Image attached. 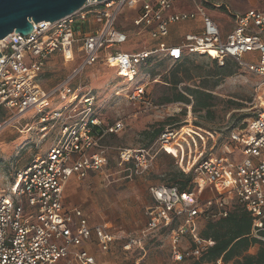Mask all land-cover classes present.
<instances>
[{
    "label": "built area",
    "instance_id": "2783aa9c",
    "mask_svg": "<svg viewBox=\"0 0 264 264\" xmlns=\"http://www.w3.org/2000/svg\"><path fill=\"white\" fill-rule=\"evenodd\" d=\"M178 1H89L58 22L33 23V31L27 36L11 33L0 41V132L34 112L40 114L41 131L50 123L62 124L59 138L46 157L18 170L7 187L0 185V264H57L67 259L77 264H98L85 248L93 234L104 253L118 240L124 242L123 250L130 252L134 247L142 250L143 240L150 234L167 230L175 262L199 260L215 243L200 237L196 223L227 218L234 204L252 216L251 237L264 243V106L247 127L232 130L221 156L201 160V154L197 166L190 161L183 167L186 152L180 142L186 141L183 136L187 133H182L183 125L165 129L156 150L172 156L186 175L193 174L195 190L181 192L176 186H152L154 205L147 212L148 225L139 236H115L107 224L91 228L80 210H65L63 197L71 177L81 181L91 172L110 173L109 151L102 143L126 128L123 119L109 124L91 115L96 107L91 92L81 97L86 115L80 119H76L78 107L71 105L47 113L62 91L70 96L72 104L77 100L70 83L98 61L116 69L125 85L115 95L132 103L151 104L147 86L138 77L152 58L177 64L188 57H202L221 67L231 60L241 71L261 80L258 90L262 95L257 99H264V10L246 12L224 36L198 0H190L192 11L174 12ZM197 18L201 19L199 32L186 34L178 45L166 41L172 26ZM118 46L126 47V51L116 50ZM78 53L83 55L79 69L60 86L44 90L38 84L51 56L62 54L65 61H73ZM187 108L191 111L192 104ZM154 157L150 149H118L116 165L132 182L149 173ZM206 188L216 196L203 203L200 193ZM187 238L190 243L184 245Z\"/></svg>",
    "mask_w": 264,
    "mask_h": 264
},
{
    "label": "rangeland",
    "instance_id": "374dc122",
    "mask_svg": "<svg viewBox=\"0 0 264 264\" xmlns=\"http://www.w3.org/2000/svg\"><path fill=\"white\" fill-rule=\"evenodd\" d=\"M230 2L233 3L232 0ZM125 12L131 15L130 11ZM220 21L224 23L223 18H220ZM115 49L126 51L124 46ZM228 63L233 71L231 76L221 75L214 78L210 75L218 72V65L201 57L188 59L177 65L170 62L152 65L153 67L149 68L152 70L151 77H146L147 70L139 78L141 83L147 85V98L151 103L149 106L128 102L122 96H116L115 91L122 80L117 77L113 68L102 62H97L80 72L70 84L73 90L78 91L77 100L72 104L70 96L62 91L55 96L47 113L71 105L78 107L76 119H80L86 115L84 105L80 104L81 97L91 92L96 96V107L91 115L98 116L107 123L123 119L126 128L119 135L103 141V146L109 147L110 173L81 179V182L75 181L77 192L73 191L74 188L70 184L68 194L66 193L67 202L85 209L88 216L100 220L99 223H110L115 230L122 232L119 236H139L148 225L147 212L154 205L150 187L171 185L169 174L180 171L175 159L156 150V141H150L152 132L158 128L165 131L167 128L174 129L183 125L182 133H188L184 134L183 139L191 148L188 150L186 141L180 142L186 152L183 167H188V163L196 162L201 154V160L210 156H221L222 146L232 130L247 127L251 119L257 116L261 106H264V99L260 101L255 96L257 89L262 85L261 80L250 73L242 72L231 61ZM79 65L80 61L65 63L62 57L54 55L47 60L38 84L44 90L54 89L71 77ZM175 76L182 79L178 92L180 86L184 90L185 87L197 88L202 84L206 85L205 89L215 97L208 113L195 112L193 109L190 111L187 108L189 104L166 102L165 98L175 92V87L168 83L173 81ZM190 116L192 122H189ZM39 118L40 114L29 113L0 132V185L3 188L13 182L18 170L29 166L38 158L46 157L48 149L57 142L62 124L50 123L46 130L41 131L43 126ZM171 119L174 120L170 121ZM119 148L150 149L155 157L149 174L132 182L126 180L124 173L116 165V150ZM192 189L195 190V185ZM215 196L212 190L206 188L200 193V200L204 203ZM204 225L205 223L199 220L196 223L197 230L201 231ZM189 243L190 238H187L184 245ZM257 251L255 246L250 254H256ZM171 252L170 234L167 230L150 234V237L143 240L142 250L134 247L130 252H125L123 245L119 244L104 255L112 260L109 264H194L197 261L175 262ZM105 262L104 259L98 260L99 264ZM57 264L77 263L73 259H67Z\"/></svg>",
    "mask_w": 264,
    "mask_h": 264
},
{
    "label": "trees",
    "instance_id": "16d2710c",
    "mask_svg": "<svg viewBox=\"0 0 264 264\" xmlns=\"http://www.w3.org/2000/svg\"><path fill=\"white\" fill-rule=\"evenodd\" d=\"M185 60H188V58L180 61V63ZM229 67V63L225 67L218 65V72L210 76L213 78L221 75L231 76L233 71ZM181 81V78L179 79L178 76H175L173 81L168 82L171 86L175 87V92L170 97L165 98L166 102L189 105L192 103V109L195 112L206 111L208 113L213 106L215 97L205 89L206 85L202 84L197 86V88L185 87L184 90L180 88L181 90L178 92L177 90ZM173 120L171 119L170 121ZM163 132V128L155 129L152 132L153 137L150 141L157 142ZM169 176V180L171 181V185L169 186H176L181 192L193 191L194 177L192 173L186 175L180 170L176 173H170ZM252 224V216H249L246 210L238 204L233 205L227 218L220 219L218 222H205L204 227L199 231L200 237L206 240L211 239L215 244L194 264H215L219 261L224 264H264V243L251 237ZM255 246L258 251L256 254L251 255L250 252Z\"/></svg>",
    "mask_w": 264,
    "mask_h": 264
},
{
    "label": "crops",
    "instance_id": "0c3cea01",
    "mask_svg": "<svg viewBox=\"0 0 264 264\" xmlns=\"http://www.w3.org/2000/svg\"><path fill=\"white\" fill-rule=\"evenodd\" d=\"M232 2H230V0H198L199 4H201L207 14H209L211 16V18H213L215 20V22L218 24L220 30H222L223 32V35L226 36L228 35L232 29L235 27L236 25V21L237 19L240 17V16H243L246 14V12L248 11H251V10H254V11H260V12H263L264 10V0H232ZM262 4V5H261ZM194 8H193V5L191 4L190 0H180L178 1V3L175 5L174 7V12H178V11H192ZM132 15V13H131ZM220 18L222 20L223 18V21L224 23H221L222 21H220ZM201 28V19L200 18H197L195 21H191V22H184V23H179L178 25H174L170 28V36L166 39V41L169 43V44H173V45H178L180 43V41L182 40V38L188 34V33H196V32H199ZM148 38V36H146ZM147 41L150 42V39L148 38ZM263 41H264V37H263ZM54 55H59L60 57L63 58L62 54H54ZM53 55V56H54ZM52 57V56H51ZM202 58V57H201ZM64 59V58H63ZM187 59V58H186ZM188 59H192V57H188ZM206 59V58H204ZM82 60H83V55L82 54H77L74 58L73 61H65V63H73L75 61H80V65L82 63ZM208 60V59H207ZM209 61V60H208ZM231 61V60H230ZM228 61V62H230ZM98 62H102L101 60L98 61ZM160 62H169L167 59H161V58H152L151 60H149L146 65H144L142 68H141V73H140V76L146 71L148 72L147 73V76L148 78L151 77V72L152 70H150L149 68L153 67L152 65H155L157 63H160ZM211 63H214L212 61H210ZM227 62V63H228ZM232 63H234L233 61H231ZM103 63V62H102ZM226 63V64H227ZM105 64V63H104ZM235 64V63H234ZM79 65V66H80ZM219 65V64H218ZM237 66V65H236ZM238 67V66H237ZM90 68V67H89ZM110 68V67H109ZM79 69V68H78ZM77 69V70H78ZM87 69V68H86ZM112 69V68H111ZM115 71L116 69L113 68ZM239 69V68H238ZM150 70V71H149ZM76 71V70H75ZM74 71V72H75ZM73 72V74H74ZM243 72V71H242ZM44 73V72H43ZM42 73V74H43ZM41 74V75H42ZM40 75V76H41ZM116 75H117V72H116ZM253 75V74H251ZM140 76L138 77V81L140 82L139 78ZM255 76V75H254ZM118 77V75H117ZM256 77V76H255ZM40 78V77H39ZM70 78V77H69ZM119 78V77H118ZM258 80H260L258 77H256ZM68 79V78H67ZM66 79V80H67ZM120 79V78H119ZM39 80V79H38ZM121 80V79H120ZM64 82V81H63ZM72 83V82H71ZM70 83V84H71ZM123 81H121V83L119 84V88H121L122 86H124L125 84H122ZM141 83V82H140ZM60 86V85H58ZM57 86V87H58ZM147 86V85H146ZM56 88V87H54ZM72 88V87H71ZM118 88V89H119ZM181 88V86H180ZM52 90V89H51ZM73 90V89H72ZM181 90V89H180ZM73 91H75L76 93H78V91L76 89H74ZM147 92V91H146ZM93 94V93H92ZM94 95V94H93ZM262 94L259 92V90L257 89L256 91V98L257 96H261ZM95 96V95H94ZM96 97V96H95ZM188 97V96H187ZM189 99H191L190 97H188ZM192 100V99H191ZM192 104V103H191ZM120 120V119H118ZM105 121V120H104ZM116 120H114L115 122ZM114 122H111L109 124H113ZM107 123V122H106ZM115 136V135H114ZM114 136H109L107 138H110V137H114ZM229 137V136H228ZM227 141H228V138H227ZM226 141V142H227ZM225 142V143H226ZM103 144V143H102ZM109 150V147L107 148ZM120 149V148H119ZM117 153H118V149L116 150ZM165 155V154H164ZM168 155V154H167ZM108 156H110V152H108ZM170 156V155H168ZM110 158V157H109ZM117 158V157H116ZM174 159V158H173ZM99 174V173H98ZM97 173H94V172H91L89 173V175L82 179V180H86V179H89L90 177H94V176H98ZM149 174V173H148ZM147 174V175H148ZM147 175L143 176V177H146ZM143 177H139V178H143ZM137 179V178H136ZM81 180V181H82ZM76 182H81L77 179L76 176H72L71 179L69 180L68 184L66 185V189H65V192H64V197H63V203H64V207H65V210L66 211H73V210H80L84 217L88 220L89 222V226L91 228H95L97 226H99L100 224H107L108 227L110 228V233H112L113 235L115 236H119L120 231L118 230H115L113 228L112 225H110V223H99L100 220L98 219H94V218H91L88 216L87 214V211L83 208H81L80 206L77 207L75 204H69L67 202V195L66 193L68 194V191L67 189L69 188V185L71 184V186H73V191H76L77 190V186H76ZM152 187V186H151ZM150 187V188H151ZM150 191V189H149ZM77 192V191H76ZM151 195V194H150ZM146 196L147 193H146ZM152 199V197H151ZM153 201V200H152ZM154 202V201H153ZM149 222V221H148ZM99 223V224H98ZM148 224V223H147ZM125 236V235H123ZM122 242V243H121ZM123 241H120L118 240L111 248L114 249L115 246L119 245V244H122L123 245ZM85 248L90 252L92 253L97 262L98 260L100 259H104L106 260V262L104 264H109V263H112V260L108 257V256H105L104 254H107V253H104L102 252L99 248H98V241H97V238L96 236L93 234L92 235V238L89 242L86 243L85 245ZM99 252H98V251ZM110 250V251H111ZM99 264V263H98ZM103 264V263H102Z\"/></svg>",
    "mask_w": 264,
    "mask_h": 264
},
{
    "label": "water",
    "instance_id": "95a60500",
    "mask_svg": "<svg viewBox=\"0 0 264 264\" xmlns=\"http://www.w3.org/2000/svg\"><path fill=\"white\" fill-rule=\"evenodd\" d=\"M89 1L109 0H0V41L11 33L27 36L33 31V23L58 22Z\"/></svg>",
    "mask_w": 264,
    "mask_h": 264
}]
</instances>
